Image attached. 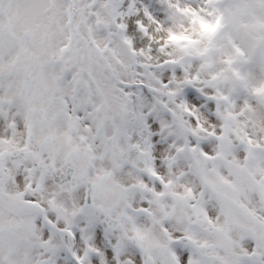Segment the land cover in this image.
I'll use <instances>...</instances> for the list:
<instances>
[{
	"label": "snow or ice",
	"instance_id": "snow-or-ice-1",
	"mask_svg": "<svg viewBox=\"0 0 264 264\" xmlns=\"http://www.w3.org/2000/svg\"><path fill=\"white\" fill-rule=\"evenodd\" d=\"M0 264H264V0H0Z\"/></svg>",
	"mask_w": 264,
	"mask_h": 264
}]
</instances>
